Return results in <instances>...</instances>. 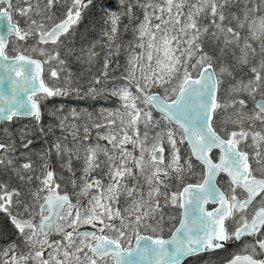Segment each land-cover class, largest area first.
Here are the masks:
<instances>
[{"label": "snow or ice", "instance_id": "obj_1", "mask_svg": "<svg viewBox=\"0 0 264 264\" xmlns=\"http://www.w3.org/2000/svg\"><path fill=\"white\" fill-rule=\"evenodd\" d=\"M0 135V264H264V0H0Z\"/></svg>", "mask_w": 264, "mask_h": 264}, {"label": "trees", "instance_id": "obj_2", "mask_svg": "<svg viewBox=\"0 0 264 264\" xmlns=\"http://www.w3.org/2000/svg\"><path fill=\"white\" fill-rule=\"evenodd\" d=\"M105 2V0H97V4L99 5V3ZM108 2H110L111 5V9L115 10L116 7L118 6V0H108ZM99 13V7L94 8V9H90V15H89V23H91V21L95 20V21H99L100 17L98 15ZM125 23H127V19H125L124 21ZM99 24L95 25V30L92 31L91 35H90V39H96L97 35L99 33ZM81 31L83 32L84 29L83 27L81 28ZM130 38V33L128 35H126L124 37L125 40ZM97 51H100L99 48H97ZM103 55L104 53L101 52V57L99 58V62L97 63L96 67L93 68V73H97V70L102 67L103 64ZM120 63L121 65H123L124 63V54L122 53L121 56L119 57ZM86 67V66H84ZM84 67H81L79 65H73V71L74 72H79V71H84ZM47 71V69H46ZM123 71V68L117 70L116 72H111L110 71V77L111 76H119L120 73ZM89 73L85 71V75L82 78L81 82L84 83L87 81L88 77H89ZM111 80H109V87H111ZM58 103H64L66 105H68L69 107H78L79 109H87L88 111H96L99 110L100 108H114L115 106H117V101L114 98L109 97L107 100H99L96 102L90 101V100H86V101H77L75 99H68L65 98L63 101H58ZM98 117H94V119H97ZM51 122V118L50 116L45 113V115L43 116V120L42 123L47 126L49 123ZM35 122L33 120H18L16 122L15 125H13V128L18 130L22 127H24L25 125H28L29 127H31ZM88 123H91V121H89ZM96 129H91L92 132V141H95V134H96ZM101 131H103V129H101ZM55 135L59 136L61 135V132L58 129L54 130ZM81 136L83 135V130L81 129ZM2 136V135H1ZM49 136H52V133H49ZM69 139H71V137H69ZM34 148L35 149H39L42 144H43V138L39 137L38 135L36 137H34ZM99 143L104 144L106 143L105 141H99ZM130 147V146H129ZM79 162H76V167H79ZM57 171H59V168L57 167ZM12 228L10 224H7L5 221H3L2 219H0V243H3L4 241H6L9 237H11L12 235ZM227 252V251H226ZM226 252H219L217 254V261L220 259H224V258H229V253ZM188 264H194V261H189Z\"/></svg>", "mask_w": 264, "mask_h": 264}, {"label": "flooded vegetation", "instance_id": "obj_3", "mask_svg": "<svg viewBox=\"0 0 264 264\" xmlns=\"http://www.w3.org/2000/svg\"><path fill=\"white\" fill-rule=\"evenodd\" d=\"M46 69H47V66H46ZM20 120H32V119H31V118H22V119H20ZM0 139H2V136H1V135H0ZM236 251H237L236 248H234V247H230L226 253H229V258H230V255H231L232 253L236 252Z\"/></svg>", "mask_w": 264, "mask_h": 264}]
</instances>
